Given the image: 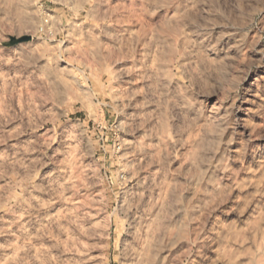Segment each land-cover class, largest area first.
I'll use <instances>...</instances> for the list:
<instances>
[{
	"label": "clouds",
	"instance_id": "clouds-1",
	"mask_svg": "<svg viewBox=\"0 0 264 264\" xmlns=\"http://www.w3.org/2000/svg\"><path fill=\"white\" fill-rule=\"evenodd\" d=\"M250 34L264 0H0V264H264V155L221 103ZM105 95L116 166L85 165L73 101Z\"/></svg>",
	"mask_w": 264,
	"mask_h": 264
},
{
	"label": "rangeland",
	"instance_id": "rangeland-1",
	"mask_svg": "<svg viewBox=\"0 0 264 264\" xmlns=\"http://www.w3.org/2000/svg\"><path fill=\"white\" fill-rule=\"evenodd\" d=\"M113 2L116 3V0H113ZM227 39L229 38L225 37V40ZM245 43L247 51L245 63L241 67L246 68L247 71L241 85V91L235 98H229L228 100L221 101V103L224 104L225 108H228L237 121V139L240 143L233 147L245 149V159L247 161L251 159L252 155H264V39H261L253 46V34H250ZM70 62L71 57L67 58L63 63L70 64ZM132 63L133 61L129 59H121L118 61V64L131 65ZM107 79V73L101 72L98 69L96 72V80L102 85ZM100 99L104 103L98 108L95 106L97 103L95 100L87 107L82 106L78 101H73L74 107L80 110L72 112L70 116L73 121H82L89 130L92 140L96 142L94 146L96 149L95 155L87 157L84 160V164L89 165L92 161H99L103 164L105 160H108L110 162L109 166L115 167L116 165L111 163L113 139L108 129L114 121L119 122L122 120L123 116L114 117L112 112L108 110L107 105L111 102V97L105 95ZM132 111L134 109H125L126 113ZM63 126L62 124L61 127ZM47 127H51V125ZM119 135L123 138L125 134L120 133ZM85 143H88L87 138H85ZM254 149L256 150L255 152ZM123 154V149L116 153L117 156ZM135 160L136 157H128L129 162ZM251 175V172L242 173L241 179L250 178ZM247 191H252V189H247ZM235 194L233 193V195ZM231 203L232 201L229 200L226 204L221 205V207L227 208ZM91 211L94 212V210ZM96 219H99V217H96ZM83 240L87 241L88 238L84 236ZM81 246L87 247L86 243ZM184 247H186V243L181 242V244L172 250L173 254L178 255ZM102 252L103 249H93L91 255L101 256ZM92 264H96V262L93 261ZM100 264H116V262L109 256L102 259ZM177 264H179V261H177Z\"/></svg>",
	"mask_w": 264,
	"mask_h": 264
}]
</instances>
